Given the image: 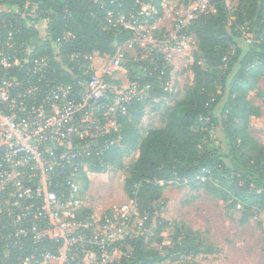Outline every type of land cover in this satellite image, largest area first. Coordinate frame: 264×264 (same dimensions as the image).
<instances>
[{
  "label": "built area",
  "instance_id": "built-area-1",
  "mask_svg": "<svg viewBox=\"0 0 264 264\" xmlns=\"http://www.w3.org/2000/svg\"><path fill=\"white\" fill-rule=\"evenodd\" d=\"M94 1L104 8V0ZM221 1L232 13L230 0ZM213 2L133 0L129 10L121 4L107 10L105 24L132 32L133 40L124 44L139 43L148 53L144 59L156 52L172 66L175 55L197 49L191 26L215 12ZM160 14L172 17L169 31L157 28ZM57 15L40 2L0 5V264H121L132 257L139 239L152 240L153 249L169 256L160 264H197L199 254L169 253L175 247L172 237L154 240L155 219L139 211L136 198L94 211L80 197V179L95 166L104 171L105 153L119 143L120 137H107L117 130L108 121L116 122L133 100H142L144 88L136 80L123 87L116 79L126 58L123 44L110 58L97 51L73 52L71 67L62 61L59 40L51 43L54 61L45 55L29 59L38 45L21 44L14 33L32 26L38 35L31 42H45L47 20ZM238 28L250 42L248 26ZM54 62L70 73L77 69L73 84L57 81Z\"/></svg>",
  "mask_w": 264,
  "mask_h": 264
},
{
  "label": "trees",
  "instance_id": "trees-1",
  "mask_svg": "<svg viewBox=\"0 0 264 264\" xmlns=\"http://www.w3.org/2000/svg\"><path fill=\"white\" fill-rule=\"evenodd\" d=\"M213 1L215 12L200 16L191 26L197 42L190 65L193 84L180 98L165 90L172 66L164 63L158 53L153 52L146 59L141 55L136 59L126 56L123 62L129 81L136 80L143 86L144 97L133 100L126 107V114L116 115L118 128L107 137L112 140L120 137V140L105 153L104 159L110 165L138 151L128 167L124 187L127 196L136 198L139 211L147 213L149 220H157L156 242H161L160 235L168 221L160 218L159 207L154 205L162 200L163 191L173 180L186 178L195 187L209 186L215 180L232 181L229 189L234 198L230 207L241 205L244 213L240 222L254 214V209L264 210V146L246 131L249 116L261 115L260 109L247 99V92L264 76V0H237L232 14L223 1ZM38 2L58 15L48 18L50 39L40 43L29 59L45 55L54 61L51 43L59 40L62 61L71 67L74 62L70 63L68 57L73 52L97 51L110 58L119 45L133 40L132 32L105 24L107 10L116 11L118 4L129 10L133 0H117L112 4L104 0V8L94 0H0V5L15 8ZM245 24L256 35L255 42L248 46L238 43L242 36L238 27ZM65 33L68 35L63 39ZM37 35L34 27L23 25L14 33V39L21 44L30 43ZM52 64L56 66L58 82L73 84L72 74L77 69L70 73L59 62ZM28 65L23 63L22 70ZM161 96L169 97L174 103L165 108L160 119L162 126L146 131L143 137L137 127L143 109L152 98ZM219 123L222 143L215 147L210 131ZM93 171L102 170L95 166ZM198 176L205 179L196 181ZM173 232L175 247L169 253L196 255L203 251L202 241L190 228L176 222ZM151 241L144 243L139 239L132 257L123 259L121 264H160L169 258L148 247Z\"/></svg>",
  "mask_w": 264,
  "mask_h": 264
},
{
  "label": "rangeland",
  "instance_id": "rangeland-1",
  "mask_svg": "<svg viewBox=\"0 0 264 264\" xmlns=\"http://www.w3.org/2000/svg\"><path fill=\"white\" fill-rule=\"evenodd\" d=\"M230 2L235 10L237 0ZM160 15L156 23L157 28L162 32L169 31L172 17L169 14ZM232 16L234 17L231 15V18ZM255 40L256 35L252 31L250 42L240 36L238 43L248 46ZM40 43L42 41L35 39L30 45L32 47L33 44L37 46ZM122 51L127 57L132 58L148 54L139 43L132 42L123 44ZM195 51L192 46L189 51L185 50L174 56L172 70L169 73L170 84L165 90L177 96L176 98H180L193 84L190 65ZM127 70L126 67H121L115 73L116 79L123 87L130 83ZM229 82L230 78L226 89ZM247 99L260 109L261 115L249 116L246 131L250 137L264 146V76L259 77L255 88L247 92ZM173 103L169 97L161 96L152 98L145 105L137 124L141 136L144 137L146 131L150 129L162 126L161 116L165 108L172 106ZM113 119L108 121L109 126L118 128ZM210 132L214 137L213 146H219L222 143L220 123L213 126ZM137 155L138 151H135L128 158H121L108 165L104 171H90L88 175L85 174L79 184V195L82 200L94 211L128 203L131 198L125 192L124 183L128 177V167ZM188 182L178 179L170 181L163 191L162 200L154 205L159 207L157 214L160 218L168 221L161 233L162 239L169 240L173 237V224L179 222L193 230L202 241L203 251L198 253L197 264H264V210L254 209V214L240 222L244 213L241 205L230 207L234 198L229 189V186L233 185L232 181L222 183L215 180L209 186L202 184L197 187L189 185ZM210 189H216V192ZM148 247L153 248L154 242Z\"/></svg>",
  "mask_w": 264,
  "mask_h": 264
},
{
  "label": "crops",
  "instance_id": "crops-1",
  "mask_svg": "<svg viewBox=\"0 0 264 264\" xmlns=\"http://www.w3.org/2000/svg\"><path fill=\"white\" fill-rule=\"evenodd\" d=\"M99 211H101V210H99Z\"/></svg>",
  "mask_w": 264,
  "mask_h": 264
}]
</instances>
